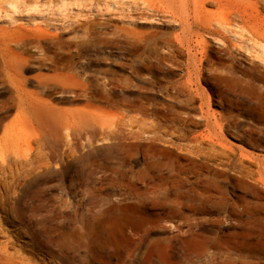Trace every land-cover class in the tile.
<instances>
[{
  "label": "bare ground",
  "instance_id": "bare-ground-1",
  "mask_svg": "<svg viewBox=\"0 0 264 264\" xmlns=\"http://www.w3.org/2000/svg\"><path fill=\"white\" fill-rule=\"evenodd\" d=\"M258 1L264 6V0H128L136 15L126 25H94L87 16L88 25L65 31L40 23L28 0H0V264H131L130 240L148 231L116 230L121 207L164 206L166 217L193 220L199 210L237 222L249 214L244 195L229 203L221 196L225 205L215 213L201 195L224 193L221 181L264 191ZM153 18L178 31L138 26ZM246 41L255 48L249 66L240 62ZM174 50L185 53L182 75L157 78L178 66L169 59ZM201 81L218 92L219 105L228 100L225 92L245 94L248 105L211 111ZM150 92L189 98L154 105ZM226 134L258 152L228 142ZM16 221L21 228L7 227ZM22 233L25 250L15 245ZM232 248L218 254L230 259Z\"/></svg>",
  "mask_w": 264,
  "mask_h": 264
},
{
  "label": "rangeland",
  "instance_id": "rangeland-1",
  "mask_svg": "<svg viewBox=\"0 0 264 264\" xmlns=\"http://www.w3.org/2000/svg\"><path fill=\"white\" fill-rule=\"evenodd\" d=\"M128 0H78L76 4H72L71 0H28L29 6L34 11L41 15L38 21L50 27H58L63 30H71L77 27L86 26L84 23L87 16L94 18V25L101 26H123L126 21L136 14L130 10ZM254 2L257 0H248ZM258 1L257 6L264 14L263 3ZM262 5V7H261ZM208 10L213 11L214 7L206 6ZM40 19V20H39ZM87 19V18H86ZM138 26L142 28H156L161 33L177 32L171 23L160 21L155 18L146 19L140 22ZM206 38L209 39L208 36ZM156 42L160 41L158 37ZM211 42V41H210ZM212 43V44H211ZM210 45L217 47V43L211 42ZM244 56L240 58L242 65L249 66L254 55L255 48L250 41L242 44ZM174 52V53H173ZM174 60L178 65L172 69H168L164 74L155 73L157 78L164 80L174 79L182 75L184 70L185 53L182 50L172 51ZM224 55L223 58H226ZM205 92H202V98L209 97V109L220 113L227 111L244 110L248 105V100L240 92H225L228 100L222 104L217 102V93L212 92L210 84L203 81L200 82ZM151 101L154 105L159 103L170 104L169 96L175 97L176 105H182L189 98L185 92H150ZM249 98V96H247ZM236 100V101H235ZM244 104L238 103L241 102ZM190 103L197 107L199 101L191 100ZM238 103V104H237ZM219 105V106H218ZM192 113H197L192 111ZM241 117L238 122L248 124V118L243 121ZM202 128L190 127L192 131H200ZM226 140L230 143L241 144L244 149L252 152L257 150L249 147L243 142H239L231 134H226ZM177 142V141H175ZM224 193H219L214 189H209L201 195L209 211L218 209L225 205L221 196L227 197V203L235 199V195H244L251 203L249 214H243L240 222L234 219H227L222 213L207 215L203 212L196 211L191 215L187 208H182L183 215H191L196 217L193 219L181 218L178 214L172 217H166L167 209L164 206L146 205L144 207H121L114 213V227L120 229L122 225L128 227L147 228L145 236L142 235V240H130L132 248L131 264H264V191H257L253 194L250 189L244 190L235 182L221 181ZM222 209H220V212ZM56 211H58L56 209ZM215 213V211H213ZM155 213L162 214L156 221ZM204 215H207L203 218ZM189 217V218H191ZM61 218H56L55 221H60ZM69 226H73V219L67 218ZM8 228H21L22 226L16 222L8 223ZM141 234V233H140ZM122 243L125 239L121 235H117ZM2 238L0 237V240ZM26 236L24 233L21 237L15 240L16 247L21 246L23 250L25 246ZM14 245V246H15ZM165 245V246H164ZM228 247H233L230 251V259L220 257L218 252L224 251ZM205 254V255H204ZM116 260V261H115ZM118 259L111 258L112 263H116ZM84 261V260H82ZM94 264H102L95 261Z\"/></svg>",
  "mask_w": 264,
  "mask_h": 264
}]
</instances>
